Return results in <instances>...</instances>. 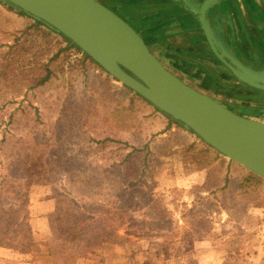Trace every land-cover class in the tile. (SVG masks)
I'll return each mask as SVG.
<instances>
[{"label":"rangeland","instance_id":"1","mask_svg":"<svg viewBox=\"0 0 264 264\" xmlns=\"http://www.w3.org/2000/svg\"><path fill=\"white\" fill-rule=\"evenodd\" d=\"M132 1L122 5L127 12L136 9L130 20L137 24V2ZM23 27H28L27 19L0 2V32ZM184 28L172 29L168 35L165 30H137L150 52L184 83L246 116L258 113L257 120L264 122V100L229 93L226 84L236 79L212 57L201 27ZM6 38L1 32L0 43ZM227 44L225 49L239 59L232 36ZM253 51L260 55L262 50ZM188 52L206 69L179 57ZM63 55V71L58 69L52 81L24 91L0 109V114H14L12 122L5 115L3 123L14 139L47 147L39 159L31 158L29 172L48 168L52 175L46 185L33 182L29 186L28 223L37 250L0 248L20 256L17 264H59L61 258L49 255L51 208L56 202L58 208L88 202L96 210L121 206L131 219V234L121 230L119 240L92 250H74L67 255V264L79 259L101 263L104 250L113 246L123 250L114 257L118 261L110 264H264V180L222 155L220 163L212 162L220 154L196 135L171 125L164 114L101 68L82 63L80 53ZM4 102L0 100V105ZM51 155L58 159L53 165ZM68 192L70 199L65 197ZM2 205L8 209L6 201ZM33 216L46 218L47 234L41 225L35 233Z\"/></svg>","mask_w":264,"mask_h":264},{"label":"water","instance_id":"2","mask_svg":"<svg viewBox=\"0 0 264 264\" xmlns=\"http://www.w3.org/2000/svg\"><path fill=\"white\" fill-rule=\"evenodd\" d=\"M0 1L56 29L118 83L264 180V122L239 115L185 84L116 12L97 0ZM219 1L203 0L197 11L206 42L237 81L264 92V66L242 63L215 38L207 15L219 7Z\"/></svg>","mask_w":264,"mask_h":264},{"label":"trees","instance_id":"3","mask_svg":"<svg viewBox=\"0 0 264 264\" xmlns=\"http://www.w3.org/2000/svg\"><path fill=\"white\" fill-rule=\"evenodd\" d=\"M1 4L26 18L28 27L14 31L1 30L7 36V40L0 43V88L2 89L0 100L5 101L0 105V109L7 108L8 103L14 102L24 91L43 87L52 81L58 69L60 72L63 71V54L67 51L80 53L82 63L88 61L101 68L53 27L8 3L1 2ZM25 113L23 107L21 115L25 116ZM5 115L12 122L14 114L9 112ZM5 115L0 114V129L4 128L0 138V206L6 201L8 209L0 207V247L21 251L34 247L37 250L38 243L33 240L28 223L29 186L33 182L46 185L51 181L52 175L48 168L37 174H31L28 164L33 157L39 159L40 151L46 150L47 147L39 143L27 144L22 139H14L9 132L10 129L6 130L7 125L3 124ZM167 119L170 123L183 127L180 123L168 117ZM105 141L106 139L101 144L104 145ZM49 160L53 165L58 159L51 155ZM3 171L6 173H2ZM67 194L65 197L70 199L71 193ZM114 196L118 197V192ZM57 205L58 202L52 206L48 217L49 227L53 233L49 255L55 259L61 258L59 264H67V255L74 250H92L121 239V230H126L124 231L126 235L131 234L129 233L131 219L127 217L121 206L114 205L96 210L90 208L88 202L81 205L72 203L63 208H58Z\"/></svg>","mask_w":264,"mask_h":264},{"label":"crops","instance_id":"4","mask_svg":"<svg viewBox=\"0 0 264 264\" xmlns=\"http://www.w3.org/2000/svg\"><path fill=\"white\" fill-rule=\"evenodd\" d=\"M119 1L124 5L133 3L132 0ZM202 1L203 0H136L138 15L137 27H145L146 30L148 29L150 31H169L167 35L172 32L170 30L175 29L178 31L182 27H185V30L190 31L193 27L200 25L197 11ZM227 1L228 4L223 3L218 7H221L222 9L223 18L216 17L214 20L207 18L209 25L212 26V24H217L219 27H214L215 29L219 31L227 30L230 32L233 40L232 48L234 52L238 54L237 56L240 60L244 61L243 58H246L248 59L246 60L248 63L256 64L257 62H261L264 64V0ZM239 1L242 5L241 7H239ZM127 7H130V5ZM188 7L195 9L192 11L186 10ZM133 15H136V9H131L127 12L128 19H132L134 17ZM133 21H136V19H133ZM223 24H226L228 27H222ZM211 29L213 30V27H211ZM242 33L245 34V37L243 38L245 41L244 43L241 41ZM215 38L221 42L225 48H228V46L222 42L223 40L221 41L216 35ZM195 43L197 44L196 41ZM256 48H260L262 50L260 55L253 53V49ZM192 56L194 55L190 52H188V54H182L181 56L179 55L180 58L191 61ZM170 124L172 125L174 123ZM222 158L223 157L219 155L218 157H215L212 162L220 163ZM199 169H203L201 172H204L205 166ZM33 217L34 218L31 219V223L34 226L35 233L37 229L36 227L41 225L42 232L47 234L46 218ZM107 250V252L105 250L103 252L104 259H102L101 263L92 259H79L73 264H110L111 261H118V259L116 260L114 257L119 256V252H121L123 249L113 246L107 248ZM0 256L4 257L0 258V264H17L18 258L20 257L17 256L12 250L6 248H0ZM121 262H124V257ZM68 264H72V262Z\"/></svg>","mask_w":264,"mask_h":264},{"label":"flooded vegetation","instance_id":"5","mask_svg":"<svg viewBox=\"0 0 264 264\" xmlns=\"http://www.w3.org/2000/svg\"><path fill=\"white\" fill-rule=\"evenodd\" d=\"M99 1V0H97ZM225 1V2H224ZM100 3H102L103 5H105L106 7L110 8L111 10H113L114 12H116L121 18H123L126 22L130 21V25L137 31V24L132 22L130 19H128V17L126 16L127 15V9H125V7L123 8V5L122 3L120 2H116V3H111V4H107V3H103L101 1H99ZM219 2H221V4H228V1L227 0H220ZM195 8H192V7H188V9L186 10H194ZM213 10H215V13H217L215 16L212 15L211 12H213ZM209 12V14L207 15L208 18L214 20L216 17H222L223 18V15H222V9L221 7L218 8V7H215L214 9H212V11ZM197 27H201L200 25H198ZM210 27H213V30L215 32V35L226 45L228 46V42L231 40V36L230 35V32L229 31H225V30H222V31H219L217 29H215L214 27H219L217 24H212V26ZM222 27H228L226 24H223ZM139 32V31H137ZM140 34V32H139ZM141 35V34H140ZM204 37V36H203ZM226 42V43H225ZM228 49V48H227ZM212 57H216L215 55H212ZM206 59H209L208 57H205ZM217 58V57H216ZM190 59V58H189ZM192 61H194V63L196 65H198L200 68L202 69H206L205 65L203 63H201L199 60L197 59H193L191 58ZM240 60V59H239ZM242 63H246L245 61H242ZM251 64V63H250ZM259 67V66H257ZM228 70V69H227ZM228 73L232 76V79L235 81V77L232 75V73L228 70ZM174 75V74H173ZM224 77L226 79H228V75H224ZM178 78V77H177ZM230 78V77H229ZM182 81V80H181ZM186 84V83H185ZM190 86V85H189ZM226 86L228 87V92H232L234 93L235 95L237 96H240V97H247L249 99H254V100H259V99H262L264 100V92L262 91H259L255 88H252L250 86H247V85H244V84H241L239 81L236 80V82L232 83L231 85L228 86V84H226ZM230 87V88H229ZM193 88V87H192ZM195 89V88H194ZM200 92V91H199ZM229 92V93H230ZM202 93V92H201ZM204 94V93H203ZM208 96V95H207ZM210 97V96H209ZM213 99V98H212ZM218 102V101H217ZM226 106V105H224ZM227 108H229L231 111L239 114V115H242V116H245L247 118H250V119H253V120H257L258 117H260V115L258 113L256 114H251V116H246V114H244V112H242L240 109H234L233 107H230V106H226ZM258 121V120H257ZM261 122V121H260Z\"/></svg>","mask_w":264,"mask_h":264}]
</instances>
